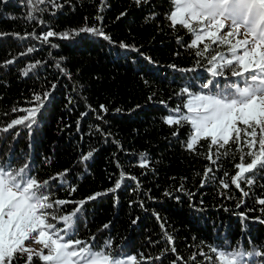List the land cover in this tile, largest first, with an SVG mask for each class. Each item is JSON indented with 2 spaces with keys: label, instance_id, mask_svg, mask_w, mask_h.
Masks as SVG:
<instances>
[{
  "label": "trees",
  "instance_id": "trees-1",
  "mask_svg": "<svg viewBox=\"0 0 264 264\" xmlns=\"http://www.w3.org/2000/svg\"><path fill=\"white\" fill-rule=\"evenodd\" d=\"M171 9V0L140 5L135 0H0V129L25 115L14 108H31L35 94L49 93L31 131L23 126L0 131V163L13 169L28 164L31 176L50 181L45 189L50 201H72L49 210L57 216L73 212L75 202L106 193L83 205L73 238L94 237L97 247L110 241L109 251L136 256L137 264H174L177 257L178 264H205L212 246L262 251L264 205L257 201L264 199V170L248 174L251 186L241 182L249 193L245 197L230 181L241 162L235 144L228 155L217 146L210 153L206 140L188 150L189 126L165 123V117L184 111L172 110L188 95L215 92L238 79L230 73L211 76L213 53L201 58L187 47L192 36L180 25L170 26ZM85 26L100 28L109 39L86 32L47 42L37 38ZM31 64L36 67L23 75ZM213 79L218 85L202 87ZM185 87L189 94L177 95ZM206 168L212 170L207 177ZM65 170L62 179H50ZM121 172V187L109 192ZM26 259L17 256L12 264ZM33 264L43 262L34 256ZM251 264H264V256L252 257Z\"/></svg>",
  "mask_w": 264,
  "mask_h": 264
},
{
  "label": "snow or ice",
  "instance_id": "snow-or-ice-1",
  "mask_svg": "<svg viewBox=\"0 0 264 264\" xmlns=\"http://www.w3.org/2000/svg\"><path fill=\"white\" fill-rule=\"evenodd\" d=\"M141 2L142 0H135L137 5ZM171 3L174 10L166 16L170 26L180 25L194 36L187 47L196 49L195 55L201 58H204L205 54L215 53L208 57L207 71L211 76L224 77L226 73H230L231 77L238 79L226 82L215 92L190 94L186 102L172 110L181 113L183 108L186 114L169 115L165 117V123L170 126H189L190 134L186 141L188 150H194L201 140H206L209 141L210 153L213 146H217L225 149L223 155H228L229 146L235 144L241 162L234 165L238 171L231 176L230 181L246 197L249 193L241 188V182L251 186L254 180L249 178L248 174L264 170V0H171ZM55 7L59 8L60 5L56 4ZM29 17L31 18V13ZM84 32L109 39L100 28L87 26L72 30L71 33L56 34L48 31L37 38L47 42L49 37L56 35L62 39H69ZM200 44H203V48L199 47ZM121 46L124 47L123 44ZM52 47L56 45L53 44ZM217 47H226V52L217 51ZM31 51L33 49L29 48L28 52ZM7 63L11 64L13 61L9 60ZM197 65L199 66V61ZM35 67V64L29 65L22 74L27 75ZM57 68H60L59 64ZM218 83L213 79L202 87L209 89ZM181 94H189V88H182L177 95ZM48 96L47 92L43 95L35 94L33 107L14 108V112H24L25 115L11 120L0 131L8 132L16 126H23L31 131ZM101 109L107 110L103 105ZM91 156L90 151L82 159L87 160ZM246 157H251L250 162H244ZM206 158L212 161L211 154ZM146 166V161L140 164V167ZM211 171L210 168H206L204 176L207 177ZM66 172L67 170L58 173L50 179H62ZM225 176H228V173H225ZM124 178L125 174L121 172L114 187L108 191L114 192L119 189ZM204 182L201 181L202 184ZM49 183V180L40 182L31 176L28 164L13 169L10 164L0 163V264H12L17 256L23 259L25 254L26 264H33L34 256L43 264H137L136 256L125 258L109 251L110 241H105L102 247H97L93 243L94 237L88 241L73 238L76 235L75 219L83 205L106 193L98 192L75 202L77 207L73 212L57 216L49 210L72 201L60 199L50 201L49 195L45 193ZM221 184L223 188L229 187L223 180ZM74 191L76 189L72 187L71 192ZM165 195L169 193L166 192ZM257 202L264 205V199H258ZM261 211L264 212V208ZM103 227L107 228L108 225ZM161 227L163 228V225ZM168 239L170 241L171 237ZM33 240L41 245L38 251L26 246V242ZM171 251L175 253L176 249L173 247ZM210 252L212 256L206 259L205 264H251L252 257L264 256V250L247 252L240 247L226 250L212 246ZM200 255L207 257L208 253ZM180 259L177 257L174 264H178ZM191 260L194 262L196 257H191ZM140 264H144V261Z\"/></svg>",
  "mask_w": 264,
  "mask_h": 264
},
{
  "label": "rangeland",
  "instance_id": "rangeland-1",
  "mask_svg": "<svg viewBox=\"0 0 264 264\" xmlns=\"http://www.w3.org/2000/svg\"><path fill=\"white\" fill-rule=\"evenodd\" d=\"M171 10H174L173 4H172V9H171ZM171 10H170V11H171ZM169 13H170V12H169ZM191 36H192V35H191ZM240 38L242 39L243 36H241ZM192 39H194V36L191 37V41H192ZM233 42H234V41H233ZM216 50H217V51L226 52V47H217ZM213 54H215V53L213 52ZM194 94H207V93H193V95H194ZM189 98H190V95H188V96L185 98V101H184V102H186L187 99H189ZM183 110H184V111H183L182 113L186 114V110H185V109H183ZM51 222L55 223V221H51ZM61 226H62V225H61ZM26 246L29 247V248H31V249H33V250H36V251H38V250L41 248V245L35 243L34 240H33V241L26 242ZM25 255H26V254H25ZM26 256H27V255H26ZM127 257H129V256H127ZM127 257H125V258H127Z\"/></svg>",
  "mask_w": 264,
  "mask_h": 264
}]
</instances>
